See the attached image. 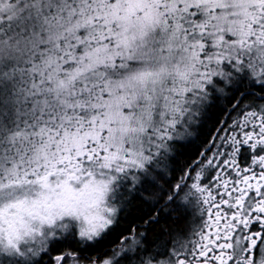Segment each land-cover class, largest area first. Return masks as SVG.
Returning <instances> with one entry per match:
<instances>
[{
    "label": "snow or ice",
    "instance_id": "1",
    "mask_svg": "<svg viewBox=\"0 0 264 264\" xmlns=\"http://www.w3.org/2000/svg\"><path fill=\"white\" fill-rule=\"evenodd\" d=\"M0 264H264V0H0Z\"/></svg>",
    "mask_w": 264,
    "mask_h": 264
}]
</instances>
